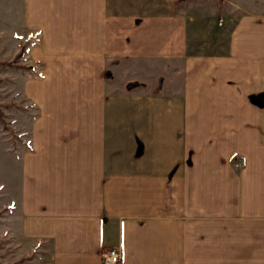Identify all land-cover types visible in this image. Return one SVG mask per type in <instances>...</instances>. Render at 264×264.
Listing matches in <instances>:
<instances>
[{
  "label": "crops",
  "instance_id": "obj_1",
  "mask_svg": "<svg viewBox=\"0 0 264 264\" xmlns=\"http://www.w3.org/2000/svg\"><path fill=\"white\" fill-rule=\"evenodd\" d=\"M22 1L42 32V70L24 87L39 117L21 159L23 239L47 244L49 264H102L111 248L120 264H264V32L251 37L247 122H214L243 111L208 112L193 94L154 98L134 140L104 122L112 0Z\"/></svg>",
  "mask_w": 264,
  "mask_h": 264
},
{
  "label": "rangeland",
  "instance_id": "obj_2",
  "mask_svg": "<svg viewBox=\"0 0 264 264\" xmlns=\"http://www.w3.org/2000/svg\"><path fill=\"white\" fill-rule=\"evenodd\" d=\"M111 4L113 56L106 61L104 75L107 125L126 128L123 133L136 140L137 123L146 117L144 106L153 105L154 98L160 107L172 102L186 106L191 94L193 105L205 106L208 112L212 106L230 110L238 106L243 111L237 116L216 114L214 122H247L251 37L255 38L256 28L264 32V0H112ZM155 25L159 26L152 29ZM41 33L25 27L22 0H0V264L50 260L49 246L24 240L14 222L21 159L31 150L33 125L39 117V108L24 87L42 70L32 60ZM208 116L203 115V121Z\"/></svg>",
  "mask_w": 264,
  "mask_h": 264
},
{
  "label": "built area",
  "instance_id": "obj_3",
  "mask_svg": "<svg viewBox=\"0 0 264 264\" xmlns=\"http://www.w3.org/2000/svg\"><path fill=\"white\" fill-rule=\"evenodd\" d=\"M121 260L122 255L117 248L107 250L102 256V264H120Z\"/></svg>",
  "mask_w": 264,
  "mask_h": 264
}]
</instances>
